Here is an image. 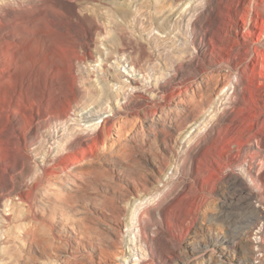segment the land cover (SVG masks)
I'll list each match as a JSON object with an SVG mask.
<instances>
[{
    "label": "rangeland",
    "instance_id": "rangeland-1",
    "mask_svg": "<svg viewBox=\"0 0 264 264\" xmlns=\"http://www.w3.org/2000/svg\"><path fill=\"white\" fill-rule=\"evenodd\" d=\"M46 1L0 0V50L13 47L15 75L56 63ZM243 1L83 0L113 13L78 48L87 105L37 142L20 111L0 126V264H264V184L254 153H239L246 135L264 140V0L247 32ZM106 117L105 145L76 142ZM235 227L246 234L234 238Z\"/></svg>",
    "mask_w": 264,
    "mask_h": 264
},
{
    "label": "bare ground",
    "instance_id": "bare-ground-1",
    "mask_svg": "<svg viewBox=\"0 0 264 264\" xmlns=\"http://www.w3.org/2000/svg\"><path fill=\"white\" fill-rule=\"evenodd\" d=\"M62 1H66L65 5L61 4ZM234 3L231 4V7H235ZM256 3L257 2L254 0H244L242 5H240V8L237 7L235 9L236 18H238L242 23L244 32H247V27L254 23L251 11L255 10L254 5ZM42 6L41 12L43 17L45 15L48 16L46 31L48 29V35H51L50 37H52V40L49 41L48 49L52 52L51 54L56 56L58 62L55 60L56 63L54 62V65H52V63V66L50 65L51 67L49 69L45 68L41 64H32L29 68L24 70V73L15 75L13 73V66L16 60L15 54L12 51L13 47L11 52L8 54L2 51V49L0 50V126L9 125L8 120L10 118V112L15 110L20 111L22 118H25L28 123L34 124L30 132V138H33L36 142L38 141V138L43 137L40 133L41 130L48 127L51 128L50 124L52 120L53 122H63L64 124L72 119V112H75L77 109H81V106L84 104L87 105L85 103L87 101L85 96L89 95L90 90L89 87L85 85L86 78H84L81 74V70L79 69L81 64L86 61L87 52L80 54L78 48H83L84 51H86V49L89 50L90 43L86 41L87 35H90V38H92L95 33L99 34L106 28L104 26L105 19L113 18L112 11L107 12L108 15L105 16L100 12V7L95 5L87 7L83 4V0H47L46 6ZM122 10L124 9L119 8V11L115 9V12H122ZM127 12V10H124V14ZM216 16V12H208L206 16H203L209 22L207 30L210 32H213L211 27L216 23ZM235 21L236 23L238 22L237 19ZM119 30H121V28ZM28 33L30 35V32ZM193 38L196 42H199L198 47L201 46L203 43L202 36H198L194 33ZM83 45L86 49L82 47ZM217 46L219 45L217 44ZM116 49L118 52H124L120 47H116ZM88 56L92 57V53L90 52ZM180 78L182 79V82L189 80L187 75L184 76L180 74ZM14 80H16L15 84ZM242 83L243 79L241 78L236 79L235 83H233V90L235 92L236 99L238 100L241 97L239 89L241 88ZM183 90L187 91V88H184ZM129 93L133 94V92ZM88 97L89 96H87V98ZM86 123H88V121ZM110 124H112L111 119L106 117L100 125L94 128L91 127L93 128V131L86 132L82 129L81 136L76 133V142H82L81 144L85 146H88L91 142L96 146L105 145L109 137L108 130ZM50 130L51 129L48 131L46 130L45 132L49 133ZM205 135V138L201 142L205 143L207 141L206 139H208L211 135V132L208 131ZM256 138H258L256 133L246 135L242 143H240L241 146L239 147V153H244L246 151L254 153V161L255 159L256 161L251 164L250 168H254L256 170L257 177L264 184V173H259V169L264 168V140L260 137L257 144L252 145V140ZM3 141L4 144L9 146L11 144V137H7ZM0 142L3 143L2 141ZM26 143L24 142L23 145L26 146ZM153 210L154 209L151 208L150 211ZM163 211L165 210L162 208V212ZM146 230L147 228L144 227V233H146ZM244 234H246L244 227H235V230L233 231L234 238L242 237ZM149 241L151 242L152 239H149Z\"/></svg>",
    "mask_w": 264,
    "mask_h": 264
}]
</instances>
